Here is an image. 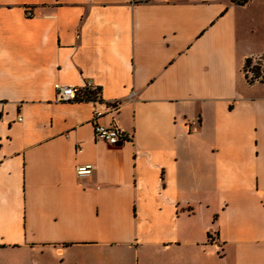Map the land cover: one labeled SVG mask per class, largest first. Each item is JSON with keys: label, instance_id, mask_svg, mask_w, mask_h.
Here are the masks:
<instances>
[{"label": "crops", "instance_id": "1", "mask_svg": "<svg viewBox=\"0 0 264 264\" xmlns=\"http://www.w3.org/2000/svg\"><path fill=\"white\" fill-rule=\"evenodd\" d=\"M262 55L264 0H0V264H264Z\"/></svg>", "mask_w": 264, "mask_h": 264}, {"label": "built area", "instance_id": "2", "mask_svg": "<svg viewBox=\"0 0 264 264\" xmlns=\"http://www.w3.org/2000/svg\"><path fill=\"white\" fill-rule=\"evenodd\" d=\"M244 1V0H239ZM28 16H32V11H27ZM256 61L263 62L264 67V60L261 56L256 57L254 60V63ZM247 73L250 78L255 79V82L261 81L262 75L259 77H256L251 69L247 70ZM264 74V71H263ZM55 89L57 92V101L60 102H68V101H93L94 103H101L104 104L106 109L105 111H102L95 107L93 111V117H92V123L94 125V131L96 134V137L99 139H102L106 142H108L110 145H118L121 142H124L126 140V136L121 131V129L118 127L117 124H114L112 126H107L104 124H101L98 120L101 116H103L106 112H116L121 104L120 100H114V101H104L100 97V93L97 91L94 95L91 96V98H88L86 92V89L89 90H96L91 80H88L86 85L83 87H78L75 85H64L61 83L55 84ZM91 95V94H90ZM19 120H22V117L19 116ZM93 171V166L90 164L87 165H79L76 168V173L79 176L88 175Z\"/></svg>", "mask_w": 264, "mask_h": 264}, {"label": "trees", "instance_id": "3", "mask_svg": "<svg viewBox=\"0 0 264 264\" xmlns=\"http://www.w3.org/2000/svg\"><path fill=\"white\" fill-rule=\"evenodd\" d=\"M261 57H262V59L264 60V55H262ZM255 59H256V58H254V57H249V58H247V59H246V62H245V65H244V70H245V73H246V77H247V79H248V81H249L250 83H254V82H255V79L249 77V75H248V73H247V70H248V69H251L252 72H253V74H254L256 77H259V76L262 75V79H261V81L264 79V74H263V71H264L263 62H261V61H256V62L254 63V60H255ZM96 92H97V90H96V91H91V90H89V89H86V92H85V93L87 94L88 98H91V96L94 95ZM90 94H91V95H90Z\"/></svg>", "mask_w": 264, "mask_h": 264}]
</instances>
